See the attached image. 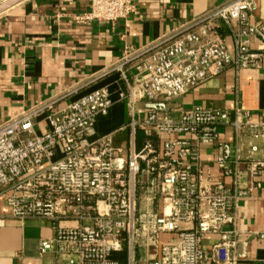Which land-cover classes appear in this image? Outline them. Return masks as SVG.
I'll return each instance as SVG.
<instances>
[{"label": "built area", "instance_id": "1", "mask_svg": "<svg viewBox=\"0 0 264 264\" xmlns=\"http://www.w3.org/2000/svg\"><path fill=\"white\" fill-rule=\"evenodd\" d=\"M257 10L255 0H231L142 51H126L108 70L125 86L115 98L105 88L62 108V97L55 98L0 125V198L10 219L52 225V238L39 243L41 255L51 254L54 264H135L141 233L145 249L154 251L151 264H239L246 257L237 209L261 188L256 179L264 177V157L256 158L255 142L264 149V123L250 122L238 106L230 111L195 105L172 119L167 105L225 69L262 68L264 24L255 19ZM133 12L134 0H89V10L74 20L114 24ZM134 58L140 62L131 64ZM74 94L75 89L63 97ZM141 101L157 108L141 118ZM117 102L128 109L125 149L95 130L96 120ZM40 118L45 130L37 134ZM227 128L232 143L220 139ZM202 146L217 149L215 165L232 179L231 186L204 185ZM242 167L247 188L238 186ZM152 205L159 211L151 212ZM182 224L191 229L180 230ZM161 234H177V240L160 244ZM208 235L217 243L204 249L201 241ZM256 237L264 249V232Z\"/></svg>", "mask_w": 264, "mask_h": 264}, {"label": "crops", "instance_id": "2", "mask_svg": "<svg viewBox=\"0 0 264 264\" xmlns=\"http://www.w3.org/2000/svg\"><path fill=\"white\" fill-rule=\"evenodd\" d=\"M7 1L0 0V4ZM229 1L134 0V12L128 20L88 25L77 24L74 19L89 10V0H24L12 6L0 14V125L38 103L55 98L62 97L59 108L95 89L105 88L115 98L117 91L125 86L116 73L108 70L126 51H142ZM255 1L258 5L255 19L264 24V0ZM222 34L231 48L228 32L224 30ZM252 48L259 49L257 41L252 42ZM137 62L140 58H134L131 64ZM74 89L76 94L63 97ZM195 105L230 111L238 106L249 113L250 122L264 123V58L258 70L225 69L168 104L167 111L172 119H177ZM137 109L143 118L149 105L141 101ZM127 118L126 104L117 102L105 117L96 120L95 130L99 135H112L113 145L125 149L127 131L122 128ZM34 130L37 134L45 130L41 118ZM138 135L141 138L142 133ZM220 139L232 143L231 129H221ZM255 144L259 147L256 158H263L262 143ZM242 147L245 152L247 140H243ZM217 153L215 147H200V160L205 166L204 185L231 186L232 179L223 177L215 165ZM256 181L261 188L254 190L251 198L238 203V239L247 246V255L239 264H264V249L256 237L264 232V177ZM238 186H249L243 167ZM150 211L156 213L159 208L152 205ZM64 225L73 226L74 222ZM179 229L189 230L191 224H182ZM53 232L48 221L10 219L3 197L0 198V264H54L51 254L39 253V243L50 240ZM158 239L160 244H172L177 234H161ZM216 243L217 237L208 235L202 239L201 246L209 249ZM134 259L135 264H151L155 259L153 249H145L141 233L136 239Z\"/></svg>", "mask_w": 264, "mask_h": 264}, {"label": "water", "instance_id": "3", "mask_svg": "<svg viewBox=\"0 0 264 264\" xmlns=\"http://www.w3.org/2000/svg\"><path fill=\"white\" fill-rule=\"evenodd\" d=\"M22 1H24V0H9V1L5 2V3L0 4V14L2 12L6 11L7 9L11 8L12 6L22 2ZM149 108L150 109H155V108H157V106L149 105Z\"/></svg>", "mask_w": 264, "mask_h": 264}, {"label": "trees", "instance_id": "4", "mask_svg": "<svg viewBox=\"0 0 264 264\" xmlns=\"http://www.w3.org/2000/svg\"><path fill=\"white\" fill-rule=\"evenodd\" d=\"M138 138H139V135H138ZM140 139V138H139Z\"/></svg>", "mask_w": 264, "mask_h": 264}]
</instances>
